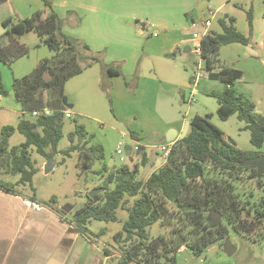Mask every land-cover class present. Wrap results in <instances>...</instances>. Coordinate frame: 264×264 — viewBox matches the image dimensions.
<instances>
[{
  "label": "trees",
  "instance_id": "obj_1",
  "mask_svg": "<svg viewBox=\"0 0 264 264\" xmlns=\"http://www.w3.org/2000/svg\"><path fill=\"white\" fill-rule=\"evenodd\" d=\"M7 1L0 0V5ZM42 1L44 10L24 19L9 17L1 23L4 29L0 36L2 64L10 66L29 53L20 39L31 32L38 36L40 44L47 47L52 56L40 61L31 73L12 82L13 96L22 113L16 127L7 125L0 128V177L18 179L14 183H0V190L14 195L13 186L28 185L34 190L33 177L41 169L35 167L33 153L46 160L59 152L64 157L78 153L81 172L88 171L101 177V183L95 188L101 192L94 199L87 198L83 207L72 212L70 222L83 236H90L87 230L89 223L118 222L121 219L117 210L126 212L121 231L114 234L115 244L123 250L118 264H175L174 254L180 247L193 246L200 250L201 246L223 237L227 227L222 222L211 227L207 221L211 210L226 219L237 234L249 239L263 237L264 198L259 199L249 211V207L241 205L235 192V184L242 171L251 170V178L259 186L264 180V177L256 178L253 167L241 165L247 159L264 154L261 150L264 145V117L256 112L252 101L232 88L242 73L224 65L219 57V51L225 45L249 44L250 39L235 28V20L220 18L219 31L208 30L202 39V58L208 78L220 80L226 86L223 92L210 94L217 102V118L225 122L236 115L237 120L243 123V130L249 132V142L255 150L242 151L231 146L224 133L211 123V115H195L189 122V133L175 140L167 159L146 179H141L140 166L149 162L147 148L138 144L135 153L140 156V163L131 158L134 152L131 147V164L127 162L111 170L103 164L100 170L95 171V163L104 160V149L100 144L92 143L93 136L82 124H77L74 117V129L67 136L69 146L64 150L58 149L63 138L64 113L73 109L65 95V84L91 65L103 61L101 55L94 54L86 44L66 35L52 1ZM246 18L251 32V11L247 12ZM112 68L108 64L102 66L108 75H120L118 69ZM7 95L0 75V96ZM46 111L49 114L46 115ZM33 112L38 115L33 117ZM15 133L20 134L24 141L11 146L10 138ZM131 136L138 140L133 134ZM154 148L160 157L158 148ZM28 200L36 202L35 194ZM56 203L52 197L45 205L52 207ZM173 221L178 224L171 230L174 239L161 235L152 237L151 227L155 224L170 227ZM103 234L104 231H100L95 236Z\"/></svg>",
  "mask_w": 264,
  "mask_h": 264
},
{
  "label": "crops",
  "instance_id": "obj_2",
  "mask_svg": "<svg viewBox=\"0 0 264 264\" xmlns=\"http://www.w3.org/2000/svg\"><path fill=\"white\" fill-rule=\"evenodd\" d=\"M16 2H18V7L15 6ZM52 3L54 10L62 20V31L66 35L86 44L94 54H100L105 51L104 54L108 55V58H105L106 63L123 62L125 66L122 71L126 70V63L129 61L135 60V65L141 63V59L139 60L138 58V50H133V53H131L127 51V48L120 49L117 47L119 43L126 46L124 42L125 32L123 31L122 33V17L135 19V13H138V10L144 9L146 11L145 16L152 17L151 21H149L151 24L144 23L143 29L140 26L136 27L135 36L137 38V36L146 35V40H142L141 53L148 60L175 56L176 53L180 54L181 49H183L182 54L184 56L191 54V35L193 32L203 30L202 23L206 19L209 9H213L217 13L209 29H214V26H218V19L223 17L233 18L236 28L237 13L243 12L246 16L247 12L251 11L252 31L247 30L246 37L250 39L253 34L252 37H260L257 39L259 42L264 41V38H261L264 36V0H52ZM12 4L13 7L10 6ZM1 7L4 9L11 7V10L17 12V17L24 19L37 11L43 10L44 5L41 0H14V3L13 0H9L2 3ZM69 11H76L77 15H79L78 27H74L73 22L68 18L67 14ZM124 27L128 28L129 26ZM39 40L38 38V42ZM259 42L250 41L248 45L239 43L225 45L221 47L219 57L221 53V56L226 58L223 53L224 50L232 51V48L235 52L239 50L248 54V57L243 62L234 63L237 58L231 57V60H233L232 65H227L224 62L223 64L242 73V77L234 82L232 88L236 93L252 101L256 112L264 117V102L256 95L257 87H264V65L260 61L259 53L264 48V42L262 44H259ZM23 44L26 45L25 43ZM108 44H112L118 52L112 55L109 47H107ZM245 47H248V49ZM255 47L256 49H254ZM51 56L52 53L49 49L39 42L34 44L26 56L16 60L10 66L5 65L11 70V75L8 74V70L5 67L0 66L1 70L11 80L9 88L12 89V82L15 78H21L31 73L39 65L40 61L49 59ZM223 58L222 60L225 61ZM172 64L175 65L176 63ZM136 68L135 71H141L140 64L138 69ZM112 69L117 68L113 67ZM194 70L195 67H192L188 79L185 77L181 78L178 86L167 83L157 74H154L153 77H149V75L143 76V79H149L157 86L164 83L171 90H178V95L182 101H185L183 89H189L190 97L188 103L191 104L194 102L193 95L199 89L201 81H198L195 85L192 84ZM135 71L133 70L131 73L120 72V75L110 76L101 67H98V64H93L79 75L71 78L65 84V95L73 105V110H70L72 115L85 117L93 115L96 106L98 107L101 102L102 93L99 90V84L102 83L103 74L108 79L117 80L119 82L117 87H120L119 84L122 83L125 90L135 88V91H138L140 88V77L132 81ZM205 79L211 80L210 78ZM118 80H121V82ZM213 81L219 82L220 80ZM220 83H222L220 90H212L209 93L218 94L223 92L226 86L222 81ZM80 95L86 103L85 107L80 104ZM171 95L165 102H168L170 110L174 111L177 109L178 100L177 95L173 93ZM2 98L0 96L1 110L12 109L14 112L18 111L21 116V107L16 101L17 105L15 107L12 104L2 102ZM159 106H161L160 103L158 104ZM259 107L261 108L259 109ZM160 110H162V107H160ZM234 116L236 117V115ZM234 116H231L228 120ZM169 129H174L177 132L176 140L182 138L180 134L182 128L179 130L173 122H166L165 129L162 132L164 134H162V138L158 143L166 142L165 133ZM239 130L245 131L243 126ZM132 134L138 139L137 141L131 136ZM129 137L135 143L146 147L141 134L138 132H130ZM235 144L241 150L238 143L236 142ZM251 147V150L247 151L255 150L252 145ZM261 150H264V145ZM113 167L116 166H107L108 170ZM25 199H29V197L16 196L0 190V264H106L107 261L114 259L118 263L116 255L107 247L102 250L94 248L92 251L94 255H91L92 252L90 253L89 248L91 246L94 247L93 244L96 242L94 240L96 237L83 236L78 232L68 218L69 212L63 210L66 212V214H63L59 208L47 207L36 213L25 207ZM36 202L41 204L37 199ZM97 252L98 254L96 255Z\"/></svg>",
  "mask_w": 264,
  "mask_h": 264
},
{
  "label": "rangeland",
  "instance_id": "obj_3",
  "mask_svg": "<svg viewBox=\"0 0 264 264\" xmlns=\"http://www.w3.org/2000/svg\"><path fill=\"white\" fill-rule=\"evenodd\" d=\"M10 6L13 7V4ZM15 6L18 7V2L15 3ZM11 7L8 9H4L3 7L0 8V36L4 32L1 25L4 19L8 17L19 18L17 17V12L11 10ZM145 14L146 11L143 9L135 13V19L125 16L122 17V33L123 31L125 32L124 42L127 47L121 43L117 45L120 49L127 48V51L131 53H133V50H138V58L139 60L141 59V63H139L141 71H135V68L137 67L136 69H138L139 66V64H134L135 60L126 63L127 68L125 71H122V68L124 69L125 66L123 62L113 64L106 63L105 58H108V55L104 54L105 51L100 53V58L103 62L98 64V67L101 68L108 64V66L110 65L117 68L121 73H131L134 70L136 73L132 81L140 77L139 90L135 91V88H128V90H125L122 83L119 84L120 87H117V83H119L117 80L108 79L107 76L103 74L102 83L99 84V90L102 93L101 102L98 107L96 106L93 115L88 117L80 115L73 116L76 123L82 124L86 131L93 136L92 143L100 144L104 149V160L95 163L94 170H100L103 164H106L108 167H118L127 162L131 164L129 157L125 156L124 149L125 146L134 147L135 142L129 137V133L134 131L141 134L144 145L146 146L145 148H148L146 151L148 153L149 162L146 166H140L139 169V178L146 179L153 171L159 168L162 163L161 158L157 157L156 149L154 148L156 146L154 145H157L162 138V134H164L162 132L165 129L166 122H173L179 130L182 128L180 134L184 137L190 131L189 122L194 115L202 117L212 115V119L210 120L211 123L224 133L226 140L230 139L234 143L237 142L242 151L251 150L249 132L239 130L241 126H243V123L239 122L235 116L226 122H221L216 116L217 102L210 96L211 93H209V91L220 90L222 87L221 81L201 80L199 89L193 95L194 102L189 104V89H183L185 101H182L181 97L178 95V90L173 91L164 83L158 84L157 86V84L152 83L149 79H143V76L146 77V75H149V77H153L154 74H157L167 83L178 86L181 78L185 77L188 79L192 67H195L199 59L198 56L193 54L184 56L182 54L183 49L180 50V54L176 53L175 56H169L165 59L151 58L148 60L143 56L141 53L142 40H146L147 37L146 35L137 36V38L135 36L137 26L142 28L144 23L151 24L149 21H151L152 17H146ZM67 15L70 21L73 22L74 27H78L79 15H77L76 11H69ZM236 16V29L246 36L247 30L249 29L245 13L240 12L237 13ZM124 26L129 27L125 28ZM214 29L219 31L217 25L214 26ZM252 36L253 34L250 37V41L259 42L257 39L260 37L256 38ZM261 38H264V36ZM20 42L25 43L29 51L33 48L34 44L39 43L38 36L32 32L23 36ZM263 42L264 41H260L259 44ZM107 47H109L112 55L118 52L112 44H108ZM245 48L248 49V47ZM254 49H256V47ZM223 53L227 59L223 58L220 53V60L227 65L233 64L231 57L237 58L234 63L238 61L243 62V60L248 57V54H245L244 51L237 50V52H235L233 48L232 51L224 50ZM222 58L225 59V61H223ZM174 62L176 63L175 65L172 64ZM0 66L5 67L8 70V74L11 75V70L7 68V66L1 63ZM2 72L0 68L1 79L4 82L3 87L8 92V95L2 98V102L12 104L16 107L17 103L15 102L12 89L9 88V86H11V80L4 72L2 74ZM118 81L121 82V80ZM263 89V86L257 87L256 95L264 102ZM172 93L177 95L178 100L177 109L174 111H171L170 104L165 102V100L172 96ZM79 100L80 104L85 107L86 103L82 100L81 95ZM159 103L161 106L158 107ZM160 107H162V110H160ZM260 108L261 107H259V109ZM19 118L20 115L18 111L14 112L12 109H0V128L7 125L16 127ZM73 129L74 121L66 119L63 128V138L58 146L59 150H64L69 146L67 136ZM169 130H167L166 133ZM23 141L24 138L20 134L15 133L10 138V145L16 146ZM119 142L122 143L124 151L121 156H117L115 153L116 146ZM159 144L161 143H158V145ZM150 147L152 148L150 149ZM120 158H122V160ZM131 158H133L135 163H140V156L136 155L135 152L132 153ZM32 160L35 163V167L41 169V171L33 177L32 187L34 192L28 185L24 187L13 186L15 195L30 197L35 194L36 199L43 205L44 209L48 207L45 204L48 203L52 197H55L57 203L52 204V207L59 208L63 214L69 212V219L71 218L72 212L84 206L88 198V193L95 190L96 186L102 181L100 176L92 172H81L78 153L76 152L72 153L70 157H64L60 152L55 154L53 157V169L46 175L43 173V166L47 160L35 153L32 154ZM252 173L251 170L242 171L239 175L240 180L235 184V192L239 195L241 205L249 207V211L255 207L259 199L264 198V180L262 181V185L259 186L255 179L251 178ZM79 174L82 175L79 177ZM17 179L18 177L4 176L0 177V183L5 184L7 181L14 183ZM244 215L245 212L243 213V216ZM117 216L121 221L109 223L92 221L87 225V230L91 237H96L95 234L104 231L103 235L94 239L96 242L93 244L94 247L91 246L89 248L90 253L94 248L102 250L104 247H107L116 255V258L119 259L123 250L115 244L114 234L121 231L122 221L126 219L127 214L124 211L117 210ZM221 222L227 227V233H225L223 237L216 238L212 242L201 246L200 250H198L197 247L183 244L186 246L184 250L182 251L180 247L179 252L174 254L175 264H264V236L259 239H249L237 234L223 217L221 218ZM171 225L170 227H162L160 224H155L151 227L150 233L152 237L161 235L166 239L172 240L174 236L171 234V230L172 228L178 227V224L176 221H173ZM261 225H264V221ZM262 232L264 233V227L262 228ZM226 239L236 248L235 253L230 257L223 253V244ZM188 241L190 242L191 239ZM97 254L98 252L96 255ZM91 255H94V252H92ZM106 264L118 263L114 259L107 261Z\"/></svg>",
  "mask_w": 264,
  "mask_h": 264
},
{
  "label": "built area",
  "instance_id": "obj_4",
  "mask_svg": "<svg viewBox=\"0 0 264 264\" xmlns=\"http://www.w3.org/2000/svg\"><path fill=\"white\" fill-rule=\"evenodd\" d=\"M216 11L213 9H209L207 11V15H206V19L203 21L202 23V31L199 32H193L191 35V46H190V53L193 55L198 56V62L195 65V70L193 73V77H192V84L195 85L197 84L198 81L208 78V73L204 68V59L202 58V39L203 37L206 35V33L208 32L210 26H211V22L213 21V19L216 17ZM193 27H195L194 24H192ZM45 114H49L48 111L45 112ZM38 114L36 112L32 113L33 117H36ZM64 117L67 120H72L73 119V115L71 113V111H66L64 113ZM173 143H167V142H163L159 145H157L156 147L158 148L159 152H160V158L162 161H165L169 155V152L171 150ZM138 150V143H135L134 147H133V151H137ZM123 145L121 142H119L116 146V155L117 156H121L123 154ZM132 152V149H131ZM122 160V158H120ZM24 205L28 210H32L36 213H39L43 210V205L37 203V202H33L30 200H25L24 201ZM181 250H184V247H181Z\"/></svg>",
  "mask_w": 264,
  "mask_h": 264
},
{
  "label": "water",
  "instance_id": "obj_5",
  "mask_svg": "<svg viewBox=\"0 0 264 264\" xmlns=\"http://www.w3.org/2000/svg\"><path fill=\"white\" fill-rule=\"evenodd\" d=\"M260 61L261 63L264 65V49H262L260 51ZM177 137V132L174 129H170L166 134H165V141L167 143H173L176 140ZM227 143H229L231 146H235L236 144L230 140L227 139L226 140ZM125 156L130 157L131 155V147L130 146H125ZM242 166H248V167H253L256 170V178L259 179L261 177H264V155H260L257 157H253L250 159H247L246 161H244L242 164ZM54 166V162H53V158H49L46 163L43 166V173L46 175L48 174ZM101 190L100 189H95L91 192L88 193V198L90 199H94L95 196L100 193ZM221 218L222 216L214 211L211 210L208 213L207 216V221L209 222V224L211 225V227H217L220 222H221ZM236 251V248L231 244V242L226 239L224 241L223 244V253L227 256H232Z\"/></svg>",
  "mask_w": 264,
  "mask_h": 264
}]
</instances>
